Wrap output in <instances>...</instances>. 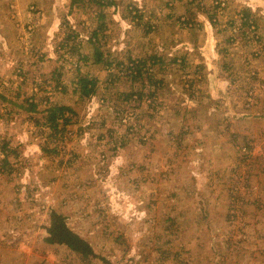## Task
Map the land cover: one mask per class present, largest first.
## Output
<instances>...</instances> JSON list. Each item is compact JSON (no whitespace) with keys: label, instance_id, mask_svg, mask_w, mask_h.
<instances>
[{"label":"rangeland","instance_id":"rangeland-1","mask_svg":"<svg viewBox=\"0 0 264 264\" xmlns=\"http://www.w3.org/2000/svg\"><path fill=\"white\" fill-rule=\"evenodd\" d=\"M96 1L0 0V264H264V0Z\"/></svg>","mask_w":264,"mask_h":264},{"label":"trees","instance_id":"trees-1","mask_svg":"<svg viewBox=\"0 0 264 264\" xmlns=\"http://www.w3.org/2000/svg\"><path fill=\"white\" fill-rule=\"evenodd\" d=\"M77 0H73V3ZM93 1V0H92ZM98 2L99 5H102L103 2L102 0L96 1ZM104 14L99 15V19L103 18ZM99 29V28H98ZM96 29V30H98ZM94 30L92 37H95L96 40L93 42L97 41L98 39V31ZM96 45V43H94ZM94 61L95 63H111L109 60L105 61L104 60V54L102 51L99 49L98 46L95 48V52L93 53ZM86 58L85 55L79 57V60H82ZM145 64L144 62H139L136 66V70L134 74L135 78L137 76H141V66ZM77 88H80V95L81 96H91L92 94L95 93L96 88H97V80L93 77L89 76H78L77 81ZM3 98H6L5 96L2 95ZM46 106L42 109L39 107L41 106L40 103L37 101L35 97L32 98L31 101H29L27 109L30 111H34L37 114H42L43 119H45L46 122L42 124L43 126L48 127L49 129V136L52 135H57L59 132L63 133L68 129L69 124H71V118L76 115L75 111L68 105H59V104H54L50 101H47ZM33 117V116H32ZM31 119L35 120L37 125L41 123L40 119L38 117H33ZM50 142L48 141L45 143L43 147L44 152L46 154H51L52 152H56L57 149L53 148L51 149L50 147ZM46 233L48 234L45 237V240L49 244H61V245H66L73 251L79 253L83 258L87 259L90 256L95 257L96 254L94 253V250L91 246V244L86 240L84 237H82L80 234H78L76 231H74L67 223L66 216L63 215L62 213L56 211V210H51L49 214V222L45 225Z\"/></svg>","mask_w":264,"mask_h":264},{"label":"crops","instance_id":"crops-1","mask_svg":"<svg viewBox=\"0 0 264 264\" xmlns=\"http://www.w3.org/2000/svg\"><path fill=\"white\" fill-rule=\"evenodd\" d=\"M78 60H79V58H78ZM174 60L177 61V62H178V61H181L179 58H175ZM76 64H77V63H76Z\"/></svg>","mask_w":264,"mask_h":264}]
</instances>
